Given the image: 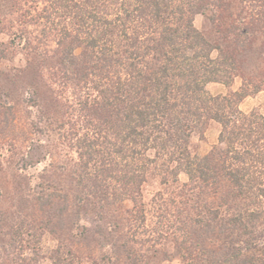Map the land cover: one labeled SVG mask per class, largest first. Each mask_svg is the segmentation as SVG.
<instances>
[{"label":"trees","instance_id":"1","mask_svg":"<svg viewBox=\"0 0 264 264\" xmlns=\"http://www.w3.org/2000/svg\"><path fill=\"white\" fill-rule=\"evenodd\" d=\"M0 34V64L22 61L0 80V171L48 161L27 198L19 187L24 200L0 211V264H37L23 243L43 233L58 243L50 264H75L63 219L87 209L107 223L98 235L121 240L107 245L113 264L168 261V246L183 264H264V115L239 108L264 92V0H0ZM237 79L235 91L207 90ZM211 122L216 144L192 155ZM53 172L73 195L43 177ZM149 176L175 188L147 206Z\"/></svg>","mask_w":264,"mask_h":264},{"label":"rangeland","instance_id":"2","mask_svg":"<svg viewBox=\"0 0 264 264\" xmlns=\"http://www.w3.org/2000/svg\"><path fill=\"white\" fill-rule=\"evenodd\" d=\"M194 26L205 36L207 40L210 42H218L220 34L217 33V27L210 20L207 15H197L194 18ZM6 33V31H5ZM0 40L7 42L9 39L0 34ZM48 41V40H47ZM48 44L51 46V38L48 41ZM20 55H16L14 59L10 61H5L0 64V80L6 77L9 74L14 73V68L20 67L22 65V61L20 60ZM240 85V80L237 79L231 88H225L219 84H210L207 86V90L212 95L218 94H226L229 91H235ZM21 101V95L16 94V96ZM20 107V122L24 120L27 122V115L24 113V107L21 105ZM239 108L244 112L248 113L253 109L258 110L262 115H264V92H260L254 96L247 97L240 104ZM29 118V117H28ZM23 122V123H24ZM21 123V124H23ZM27 128V127H25ZM219 132V127L215 123H209L201 132L195 133L190 141V151L192 155L203 156L207 154L211 148L216 144L217 136ZM10 156V151H5L0 149V156ZM44 162L37 165L34 168H30L27 171H23V173L18 172L15 169L13 163L3 164V166H7L4 171H0V185L5 188V192L3 191L0 197V211H7L6 209L10 208V206H15L16 204H20L21 199L17 202L20 197L17 193V189L19 187H24L22 190V194L24 196L25 190L27 188H34V185L40 181L39 177H42V169L45 165ZM4 167H2L3 169ZM57 172H53V174H43V177H50L51 179H55L58 186L64 187L66 192L70 195H73V187L71 185L70 178H63ZM180 182H185L186 178L184 175L179 177ZM30 185V186H29ZM26 186V187H25ZM28 186V187H27ZM174 186H163L160 183V179L156 176H149L147 182L142 187V196L143 201L147 204H150L152 197H154L158 192L164 194V196H169L171 192L174 190ZM2 189V190H3ZM20 189H18L19 191ZM35 190H38L36 187ZM63 191V190H62ZM28 192V191H27ZM17 193V194H16ZM29 193V192H28ZM30 197L32 198L35 195V192L30 191ZM25 197V196H24ZM27 198V197H25ZM24 203V202H23ZM31 202H28V207ZM32 205V204H31ZM62 201L57 202V206H61ZM126 207H131L130 203L126 204ZM23 210L26 207L22 205ZM14 209V208H13ZM28 211V209H27ZM8 213V212H7ZM18 217L19 215L16 214ZM65 226L68 225L71 227L73 225L74 229H72V235L69 238L65 239V244L68 249H72L73 253L76 257L75 264H113L114 258L116 254L114 251L107 247L111 242H117L119 239L118 234L113 233L112 231L107 230L105 236L102 237L98 235L99 225L105 226L107 223L98 224L97 218L95 217L94 212L91 209H87L82 213L81 219H77L74 217H68L67 219H63ZM100 223V222H99ZM79 225V229H78ZM77 227V229H76ZM86 228V231L83 229ZM104 230V229H103ZM64 237V236H63ZM38 241L29 240V237H25L23 245L26 247L24 254L27 257H32L37 259V264H50V257L52 251L57 246V240L54 235L49 233H43L39 237ZM113 240V241H110ZM121 241V240H120ZM113 242V243H114ZM73 243V246H72ZM119 244V242H117ZM110 246V245H109ZM35 249L36 254H31V248ZM132 248L138 250L141 248H137L135 245H132ZM168 253V261L163 262V257L159 256V258L154 259L151 264H183L178 258L174 257L172 254V247H167Z\"/></svg>","mask_w":264,"mask_h":264}]
</instances>
